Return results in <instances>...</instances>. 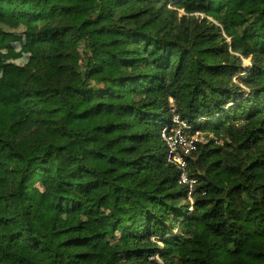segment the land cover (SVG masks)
<instances>
[{
    "label": "trees",
    "instance_id": "16d2710c",
    "mask_svg": "<svg viewBox=\"0 0 264 264\" xmlns=\"http://www.w3.org/2000/svg\"><path fill=\"white\" fill-rule=\"evenodd\" d=\"M18 30L0 264H264V0H0L9 55ZM171 99L212 133L193 203L161 138Z\"/></svg>",
    "mask_w": 264,
    "mask_h": 264
},
{
    "label": "built area",
    "instance_id": "2783aa9c",
    "mask_svg": "<svg viewBox=\"0 0 264 264\" xmlns=\"http://www.w3.org/2000/svg\"><path fill=\"white\" fill-rule=\"evenodd\" d=\"M171 105L172 124L162 129L161 138L167 147L168 162L179 170V183L189 187V198L193 203L192 196L197 181L190 178L187 159L197 150L201 131L177 114L172 99Z\"/></svg>",
    "mask_w": 264,
    "mask_h": 264
},
{
    "label": "rangeland",
    "instance_id": "374dc122",
    "mask_svg": "<svg viewBox=\"0 0 264 264\" xmlns=\"http://www.w3.org/2000/svg\"><path fill=\"white\" fill-rule=\"evenodd\" d=\"M11 46L13 52L11 55L8 54V50L4 48L2 43L0 42V62L2 61V66L6 68L10 67H22L26 63H28L30 56H31V44L27 41L25 36L22 34V30H18L14 33V38L11 42ZM2 55V56H1ZM75 65L78 67L82 66V61L77 60ZM251 65V61L249 59L244 60V67H248ZM3 73V69L0 68V76ZM212 133L208 134L206 132H201V138L207 139L211 138ZM174 233L177 234L178 230L175 229Z\"/></svg>",
    "mask_w": 264,
    "mask_h": 264
}]
</instances>
